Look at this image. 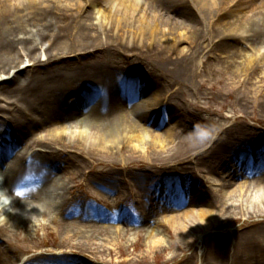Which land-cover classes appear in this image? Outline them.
Wrapping results in <instances>:
<instances>
[{
    "label": "bare ground",
    "instance_id": "obj_1",
    "mask_svg": "<svg viewBox=\"0 0 264 264\" xmlns=\"http://www.w3.org/2000/svg\"><path fill=\"white\" fill-rule=\"evenodd\" d=\"M95 3L100 4L98 22L90 19L89 11H86L94 7ZM235 11L241 15H236L232 20L225 19ZM4 12L6 14L2 15ZM178 30L199 32L188 38L191 42L175 41ZM115 35L116 41L127 42L129 46L135 42H146L147 49L144 52L152 49L153 54L168 62L170 59L166 55L172 56L178 51L176 60L173 59L174 61L169 63L174 69L179 67L176 69H180L181 73L186 71L183 68L189 65V59L198 55L196 45L206 35L209 43L213 44L206 53L207 57L216 55L217 46L220 54L228 59L243 58L249 63L253 61L255 69L256 64H261L264 69V52H261L264 47V0H0V74L19 68L23 58L33 61L31 67L21 68L11 79L15 86L7 92L11 98L15 97V102L3 101L4 105H0V112L8 114L6 117L0 115L1 182L6 192L14 197L8 208H0V217L3 216L0 221V238L5 240L6 237V243L10 245L12 239L9 237L14 232L16 236L26 232H21L19 225L23 224L27 229L35 220L49 217V214L56 210L60 211L64 218H74L70 221L65 219L64 223L56 222L55 217L51 218L55 226L62 225L66 226V229H73L72 232H66L61 242L52 243L65 253L62 256H47L46 259L31 256L24 262L22 259L25 254L31 252L30 248L15 249L10 254L2 253L0 248V264H12L15 260H20L22 264H95L90 262V258L78 260V256L69 261V253L65 250L70 248L71 252L77 255L82 252L79 245L75 247L72 244L74 238H80L79 241L88 243L87 251L98 258L94 252H101L90 246L94 245V238H90L88 231L101 229L92 225L101 219L95 220L90 210L80 212L70 203V198L65 194L67 188L56 179L58 174L55 171L72 163H81V158L86 161L96 159L100 165L108 163V159L118 162L113 159L124 158L129 135L131 139L127 141L135 148L145 144L146 135L162 145L168 141L175 142L177 135L182 136L175 130L152 134V131L146 128L149 117L162 108L157 91L148 94L149 90L143 89L146 94L144 97L147 98L145 103L118 92L119 88L126 91L129 89L121 87L125 78L126 83L133 79L134 84L142 82V87L156 89L150 79L148 82L138 73L132 75L133 77L120 76L118 69L105 62L85 59L90 58V50L100 52L111 45ZM168 36L171 38L169 48L165 43ZM109 41L112 43L109 44ZM178 44L182 45L178 47ZM191 44L194 46L191 47ZM185 46L187 53H184ZM37 50H43L45 53L44 61L40 60ZM71 54H76L72 61L67 57ZM140 54L141 57H137L144 62L145 53ZM82 59H85V62H82ZM258 80L264 83V78L259 77ZM118 93L121 97L117 96ZM153 95L155 97L151 101L148 100ZM93 96L98 98L97 103L85 107L81 105L80 102L85 101L86 104V99ZM19 101L22 105L16 103ZM168 112L170 115L175 114L174 107L169 106ZM195 119L182 117L179 124L186 132ZM39 128L42 132L36 134ZM234 130L228 127L223 130L224 138L217 137L213 140L212 136L213 138H206L201 144L192 143L187 146L184 155L191 159L190 167V164H185L183 158L176 160L179 157L174 155L175 153L166 155L164 152H156L155 158L162 160L170 157L180 162L178 165L181 168L186 169L202 165L207 159H213L204 167L211 177L219 176L220 172L228 168L225 161L236 163L238 169L229 168L228 176L219 179V194L213 193L209 196L210 208L219 210L221 217L224 216L227 221L239 219L237 215L245 216L246 220H250L253 215L264 217V143L249 142L252 138H238L235 144H232L233 138L230 137L234 136ZM243 142L246 143L241 145ZM182 145V142L176 144L178 147ZM168 146L171 147L169 143ZM174 146L170 151H174ZM142 148L144 149V146ZM117 149L120 153L117 157L108 154H114ZM7 156L10 159L6 160ZM126 158L129 163H118L122 166V171L133 164H139L133 156ZM108 164L112 167L100 171L97 175L91 174L93 177L89 178H98L94 185L105 194H110L119 182L118 174L113 168L115 164ZM119 177L124 179L120 175ZM238 178H243V182L236 183ZM115 180L116 182H113ZM34 185L40 186L41 189L35 191L32 189ZM206 192L208 190L203 191L202 181L180 174L177 177L171 174L159 189L152 190L149 185L142 187L141 196L147 201V206L143 208L149 218L145 222L150 220L154 210L161 205L179 210L182 206L181 199L203 207ZM238 192L241 200L236 202L235 194ZM250 195L254 196V200ZM246 197L248 198L244 199ZM68 204L70 213H66L69 210L66 208ZM201 207L195 209V206H187L176 217L171 215L165 218L163 214L160 215V218H164L163 220L173 226L174 238L178 237L182 248L188 247L191 240L195 239L196 233L192 226L197 216L200 222L208 224V228L222 224L215 222L218 219L214 216L219 217V212H211L210 208L206 210ZM248 214L250 216H247ZM151 233V245L162 247L160 245L165 242L164 238L157 236L156 231L151 230ZM263 239L264 226L256 224L248 226L245 237L240 238L244 247L252 250L251 253L256 250L260 254H264ZM211 240L209 245L212 248L224 243L216 238ZM170 248L171 245L167 249ZM151 249L150 247L149 250ZM170 257L161 262L193 264V260L190 263L186 258L178 260L177 254ZM204 257L203 264L218 262L217 257ZM140 261L144 259L134 257L127 262L142 264ZM127 262L122 264H128ZM255 263L264 264V258Z\"/></svg>",
    "mask_w": 264,
    "mask_h": 264
},
{
    "label": "rangeland",
    "instance_id": "obj_2",
    "mask_svg": "<svg viewBox=\"0 0 264 264\" xmlns=\"http://www.w3.org/2000/svg\"><path fill=\"white\" fill-rule=\"evenodd\" d=\"M172 2L176 4L174 1ZM99 6L100 4L95 3L94 7L86 10L89 11L88 16L94 22L100 20V15L98 14ZM246 13L251 14V12ZM5 14V12L2 13V15ZM236 15H241V13L238 11L232 12L225 19L232 20ZM195 18L197 20V16ZM100 29L102 31L101 26ZM198 32L178 30L175 41L185 40L191 42L188 38L193 33L198 34ZM101 36L104 37V35ZM116 39L117 36H113V43L109 41V44H112L108 45L105 49H101L100 52L98 50H90L88 52L90 58L81 57L88 61L105 62L110 67L118 69L119 75L128 77L129 75L132 76L138 73L146 81L150 79L152 85L156 86V89L149 87L148 94L152 93V91H157L160 95L158 96V101L162 105V108H159L149 117V121L146 122V128L150 129L152 131L150 133L152 134H163L169 130H175V132L182 136L177 135L175 142L168 141L162 145L161 143L154 142L146 135L143 149V146L135 148L133 144H130L127 141L131 139V135H129L126 140L128 149L124 158L117 157L120 155L118 149L115 152L117 153L116 155L115 153L108 152L112 157H117L113 160L118 162H113L109 159L106 162L115 164L113 168L116 170L119 178L117 187L110 194H105L95 187L94 181L98 178L89 179L93 177L91 174L97 175L100 171L111 168L112 166L108 163L100 165V162L96 159H87L86 161L81 158V163H72L55 171L58 174L56 179L67 188L65 194L70 198V203H73L80 212L90 210L95 220L101 219L97 223L92 224L101 229L88 231L90 238H94V245L90 244V246L101 252H94L98 258H95L93 253L87 251L89 250L88 243L79 241L80 238H74L72 244L75 247L79 245L83 251L81 250L82 252H79L77 255L71 252L72 249L67 248L65 251L69 253V261H73L78 256V260L90 258V262L95 264H122L135 257L139 258V260L144 259V261H140L143 262L142 264H166V262L162 263L161 261H166L167 258H171L170 256L177 254L178 260L186 258L190 263L193 260V264H203L204 256L206 258L208 256L211 258L217 257V264H256L255 262L258 259L264 258V254H260L256 250L251 253L250 251L252 250L245 248L240 238L245 237L248 226L255 224L260 227L264 226V217L253 215L250 217V220H246L245 216L237 215L239 219L227 221L224 216L221 217L219 210L210 208L211 201L209 200V196L213 193L219 194V179L228 176L231 166L220 172L219 176L211 177V175L206 173L204 167L207 166V163H211L213 159H207L202 165L200 164L197 167L188 169L181 168L178 165L180 162L176 160L183 158L185 164H190L188 165L190 167L192 165L190 163L191 159L184 155L187 146L192 143L201 144L206 138H211L212 136L214 137H212L213 140L217 137L224 138L223 130L228 127L235 129L234 136L230 137L233 138L232 144H235L238 138L243 140L252 138V141L249 142L264 143V83L258 80L259 77L264 78V69L261 68V64H256L257 67L255 69V66L252 64L253 61L249 63L243 58L236 60L228 59L223 54H220L217 46H215L216 55L207 57L206 53L209 52L213 44L209 43L206 35L196 45L198 55L194 59H189V65L183 68L186 71L181 73L180 69L179 71L176 69L179 67L174 69V66L169 63L176 60L178 51H175L172 56L166 55L170 59L168 62L162 57L153 54L152 49L144 52L147 49L146 42L141 44L135 42L129 46L127 42L121 43L116 41ZM170 41L171 38L168 36L165 42L167 48L170 47ZM180 45L178 44V47ZM193 46L191 44V47ZM36 52L40 55L41 61L46 59L43 50H37ZM261 52H264V47L261 48ZM140 53H145L144 62H141L137 57H141L142 54ZM184 53H187V46L184 48ZM75 55L71 54L67 56L69 57L68 60L72 61ZM85 59L81 61L85 62ZM32 63L33 61L23 58L19 68H14L8 73L0 74V105H4L3 101L15 102V97L11 98V95L7 92L15 86L11 79L15 73H19L21 68H29ZM127 69L130 71L126 72ZM143 95L138 94L135 97L142 96L141 100L145 103L147 98L143 97ZM154 97L155 95L151 99L148 98V100L151 101ZM86 100L87 103L83 107L98 102V98L95 96ZM16 103L22 105L20 101ZM169 106L174 107L175 114H169ZM0 115L8 116L4 112H0ZM182 117L187 119L189 117L196 118L186 132L179 124ZM39 129L36 134L42 132L41 128ZM147 132L149 133V131ZM180 142L183 145L180 147L176 146ZM168 143L171 147L175 145L174 151H170L171 147L168 146ZM244 143L246 142L241 143V145ZM209 145L210 142L207 147ZM156 152H164L166 155L175 153L174 155H177L179 158L173 160L168 157L158 160L155 158ZM127 156L135 157L139 164H133L122 171L121 169L123 168L119 164L129 163L128 158H126ZM7 158L10 159L8 156ZM224 163L228 164L226 161ZM233 166H236V164H233ZM167 169L170 171H167ZM92 170L95 172H92ZM171 174L174 177H177L179 174L181 176H192L194 179L202 181L203 191L205 189L208 190L206 192V200H204L205 206H196L197 203L189 204L181 199L182 206L179 210L168 205H161L154 210L150 220L145 222L149 218H147L146 211L143 208V206H147V201L141 196L142 187H148L149 185L152 190L159 189L169 179ZM119 175L124 179H120ZM133 177L137 178L133 179ZM113 182H116V180ZM235 182L239 184L243 182V178H238V181L235 180ZM32 189L36 191L41 189V187L34 185ZM0 193H3L7 197L8 208V205L13 202L14 197L6 192L5 186L1 182V173ZM235 195V201L239 202L241 200L239 192ZM250 197L254 200L253 195H250ZM187 206H195V209L201 207L206 210L210 208L211 212H219V217L214 216L215 219H218L215 222L222 224L215 228H208V224L200 222V218L197 216L192 226V230L196 233L195 239L194 241L191 240L188 247L184 246L182 248L180 246L181 242L177 240L178 237L174 238L175 232L173 226L168 221L163 220L164 218H160V215L163 214L165 218L171 215H173L172 217H176ZM66 208L69 209L66 213H70L69 204ZM94 213L96 215H93ZM247 216L250 215L248 214ZM2 217H0V221H2ZM53 217L57 219L56 222L60 223H64L65 219L68 221L74 219L69 217L64 218L61 212L56 210L49 214V217H40L35 220L27 229L24 228L26 226L21 224L18 229H21V232H26H22L21 235L16 236L14 235L16 232L13 231V235L9 237L12 239L10 245L6 243V237L5 240L0 238L2 253L7 252L10 254L15 249L18 250L20 248L23 250L25 247L30 248L31 252L25 254L22 259L23 261L31 256H40V258L46 259L47 256H62L65 254L60 251V248L53 246L52 243L61 242L66 232H72L73 229H66L67 227L62 225L59 227L55 226L51 221ZM151 230L156 231L158 233L157 236L164 238L165 242L160 245L162 247L151 245L149 240V234L152 235ZM197 235H200V237H197ZM24 236L26 237L25 239L23 238ZM211 238L222 240L224 243L222 245L217 244L216 247L212 248L209 245L212 242ZM170 245L171 248L167 249ZM224 246L226 249L223 248ZM150 247L152 248L151 250H149ZM22 263H20V260H15L12 264ZM127 263L132 264L131 262Z\"/></svg>",
    "mask_w": 264,
    "mask_h": 264
},
{
    "label": "clouds",
    "instance_id": "obj_3",
    "mask_svg": "<svg viewBox=\"0 0 264 264\" xmlns=\"http://www.w3.org/2000/svg\"><path fill=\"white\" fill-rule=\"evenodd\" d=\"M0 200H3L5 204H7V203H8V199H7V197H6V196H4V194H3V193H0Z\"/></svg>",
    "mask_w": 264,
    "mask_h": 264
}]
</instances>
